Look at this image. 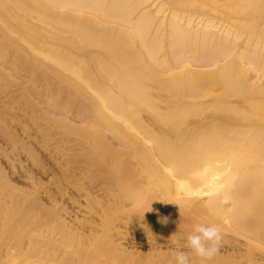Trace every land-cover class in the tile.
<instances>
[{
    "label": "bare ground",
    "instance_id": "1",
    "mask_svg": "<svg viewBox=\"0 0 264 264\" xmlns=\"http://www.w3.org/2000/svg\"><path fill=\"white\" fill-rule=\"evenodd\" d=\"M10 51L24 52L12 66L31 70V94L45 89L52 111L82 102V128L34 108L86 141L103 171L86 192L90 233L65 235L76 246L67 260L39 243L35 210L38 222L11 202L0 215V264H153L112 240L120 227L140 236L139 225L160 226L178 240L198 223L218 225L226 248L206 264H264V0H0L1 61ZM126 157L131 165L115 167ZM24 240L31 249L16 245Z\"/></svg>",
    "mask_w": 264,
    "mask_h": 264
},
{
    "label": "rangeland",
    "instance_id": "2",
    "mask_svg": "<svg viewBox=\"0 0 264 264\" xmlns=\"http://www.w3.org/2000/svg\"><path fill=\"white\" fill-rule=\"evenodd\" d=\"M199 16L201 15L199 14ZM204 18L207 19L206 16L202 15V19ZM221 25H224L223 22H221ZM11 53L14 55H10L9 57L12 58V56H15L13 57L14 59L10 58L13 62L10 61L9 57L6 61L3 59L5 62L1 61L2 59L0 58V70L4 71H0V186L5 184L7 185L1 186L0 188V193L2 194H0V204L2 205H0V215L5 213L1 212V210H7L8 207L5 208V206L10 205L9 203L11 202L12 205L9 207L11 208L10 211H18L15 210L17 209L16 207L20 208V211L21 208H24L25 211L30 210V212H24V209H22L23 211L20 212V214L23 212L26 213L29 218L31 217V210H35L33 213L36 214L32 215H38L39 223H42V227L45 225L41 232L37 233L40 234L38 236L41 240L39 243H41V245H51L52 248H55L57 260H64L65 258V260H67V258H69L68 254H73L76 251V246L68 242L65 235L69 233L75 238H79L88 234V232L90 233L88 223L93 221V219H90L88 214L84 213L86 212V192L90 189V185L92 187L97 184V182H94L96 177L102 178L101 174L103 170H100V165L102 166V164L98 165V162L94 163L96 159L92 156L94 155L93 149L91 148V150H87V147H84L85 144V146L89 145L86 141L84 142L83 140L81 145L78 144V140L79 142H82V139L80 140V136L79 138L78 136L75 137V134H68L66 129H62L61 124L58 125L57 123H49L48 121L50 120L40 119L38 117L40 114H43V112H46L49 117H54L60 120L62 119V121H67L74 127L76 126L82 128L88 125L83 122L84 117H81L80 114V111H84L82 102L79 103L77 100L74 101L77 104L73 105V108L76 109L72 110L75 111L73 112L70 110V113L67 112L65 115L58 114L59 112L57 113V111H52L53 108L46 105L48 104L46 103L48 102V99H46L48 96L45 97L44 95L45 89H43V93H40L41 97H44L45 99H42L40 95L37 96L35 93L31 94V92H35L34 86H32L30 82L27 83L29 81L28 75L32 74L29 72L31 70L28 71V69H26L24 71L16 72L15 66H12V64L15 65V58H25V54H23L24 52L13 51ZM24 60L27 59L25 58ZM49 65L51 67L50 63ZM11 67H13V70ZM1 76H3V78H1ZM8 76H10V78H8ZM11 83L13 85H11ZM40 86V88L38 87L39 89L37 93L41 92L44 85L40 84ZM24 97L25 99H23ZM26 98L30 101V103L26 102ZM27 104H33L34 106L30 105L32 107L31 108L30 106H26ZM34 107L37 109L38 113L40 111L38 116ZM76 111L79 113H76ZM87 119L90 120L91 117ZM6 133H8L7 136L5 135ZM108 136L109 138L107 141L111 143L114 142L111 135L108 134ZM77 137L78 139H76ZM95 138V142H99V140H97V136H95ZM15 140H17L16 144ZM115 143V147L120 148ZM96 145H99V143L93 144V146ZM84 150L86 153L82 152ZM81 153L85 154L87 158L83 157ZM91 158L92 161L94 160L93 162H90ZM84 160L87 161L85 162ZM113 161L114 160H112V163ZM121 162L123 163L116 161L114 163L115 167L124 166L122 164L127 165L129 163L127 157ZM110 165L112 164L110 163L109 166ZM9 184L13 186L9 187ZM8 187L14 188L9 189ZM98 190H100V187L93 189L95 192ZM15 194L23 195L22 197L25 195L29 196L33 203L28 206L24 198L22 199V197L18 195L14 196ZM11 195H13L14 198H17L15 199L16 202H14V199L11 198ZM23 202L25 203L22 206ZM11 206L14 209H12ZM45 209L52 210L54 214L50 220L46 219L47 217L40 216L41 213V215H44L43 213L46 212L44 211ZM10 211H7L8 215H12V213L9 214ZM15 214L21 218L19 212H15ZM15 214L13 216H15ZM22 215L24 216V214ZM38 217L32 216L30 221L38 222V219H36ZM12 218L17 217L15 216ZM2 223H4V221ZM143 225H139V228L141 229L139 231L142 232L140 236L136 235L135 228L133 227H120L119 231L121 230L122 232H120L122 234L114 235L112 238V240H115L116 244L123 249L126 254L134 257L138 262H143V260L148 259L152 261L151 263L153 264L154 262L157 264H163V262L157 260V255L159 254L158 252L172 254L173 249L177 245L183 247L185 244L187 237L182 236L181 239L173 240L170 236H168L167 232L162 227L155 226L154 229H151L153 227L148 226L147 228V225H145V227ZM2 226H4V224ZM37 226L40 225L37 224ZM1 228L3 229V227ZM34 228L32 229L34 231L33 235L36 236ZM32 230L30 229V232ZM184 235L186 236L187 234L184 233ZM95 237H89V245H93L92 243H95ZM27 239L29 238L27 237ZM23 242L25 243V246L24 244H19V242H17L16 245L19 247L22 245V248H25L24 250L26 251L31 247L29 244L30 242H28V240H24ZM14 245L10 244L9 246ZM17 250L20 249H16L15 246L14 251L11 250V254H14L15 252L14 255L18 256L20 252L17 253ZM5 251L6 250H4V252H0L1 261L2 259H5ZM184 251L189 252V255H191L187 248H184ZM218 254L222 256L226 255V248L223 249L220 246ZM45 259L44 261H46ZM47 263L50 264L48 261ZM149 263L150 262L148 261V264Z\"/></svg>",
    "mask_w": 264,
    "mask_h": 264
},
{
    "label": "clouds",
    "instance_id": "3",
    "mask_svg": "<svg viewBox=\"0 0 264 264\" xmlns=\"http://www.w3.org/2000/svg\"><path fill=\"white\" fill-rule=\"evenodd\" d=\"M221 239V229L218 225L196 224L193 231L188 234L183 247L177 245L173 249L175 264H190L189 252L184 251V248L199 258L201 264H206L218 254Z\"/></svg>",
    "mask_w": 264,
    "mask_h": 264
}]
</instances>
